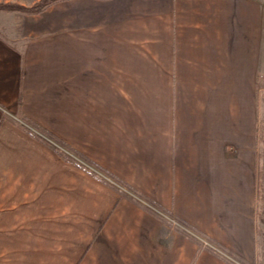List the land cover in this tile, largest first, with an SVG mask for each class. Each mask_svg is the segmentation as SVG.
<instances>
[{"label":"crops","instance_id":"1","mask_svg":"<svg viewBox=\"0 0 264 264\" xmlns=\"http://www.w3.org/2000/svg\"><path fill=\"white\" fill-rule=\"evenodd\" d=\"M54 4L0 23V264H259L264 0Z\"/></svg>","mask_w":264,"mask_h":264},{"label":"built area","instance_id":"2","mask_svg":"<svg viewBox=\"0 0 264 264\" xmlns=\"http://www.w3.org/2000/svg\"><path fill=\"white\" fill-rule=\"evenodd\" d=\"M22 124H23V126H26V124H24V123H22ZM28 128H30V127H28ZM31 130L35 134H37L39 137H41L43 139V141H46L49 144H51L57 150V152L60 153V155L63 156L65 159L70 160V161L80 165L81 167L87 169L88 171L93 173L98 178L103 179L105 181H108V182L118 186V184L115 183V181H113L108 175L104 174L103 172H101L100 170L95 168L92 164H90L89 162H87L83 158L77 156L75 153H73L71 150H69L68 148L64 147L60 143H58L53 138L45 136L43 133H41L40 131H38L36 129H31ZM168 220L172 224H174V225L178 226L179 228H181V230L184 231L186 234H188V236H190V237L196 239L197 241H199L203 245V247L208 248L209 250H211L215 254L219 255L224 260H226L228 263H230V264H244L239 259H237L233 255L228 253L227 251L217 247L216 245H213V244L209 243L206 239H204L203 237L198 236L197 234H195L194 232H192L188 228H186V227H184L182 225H179L175 220L170 219V218H168Z\"/></svg>","mask_w":264,"mask_h":264},{"label":"rangeland","instance_id":"3","mask_svg":"<svg viewBox=\"0 0 264 264\" xmlns=\"http://www.w3.org/2000/svg\"><path fill=\"white\" fill-rule=\"evenodd\" d=\"M44 1L46 0H0V6H6L10 8H14V7L34 8L41 5ZM56 7L54 3L48 6L46 8L47 9L46 15L47 16L54 15L56 11ZM47 16H43V15L37 16V15L27 14L24 12L12 11L11 13H9V15L6 18L4 19L0 18V23L3 21L6 22L9 26L17 28L20 26H24L27 21H29L30 23H33L34 20L46 21V19H48ZM262 198H264V189H263ZM259 225L261 229H264V200L263 202H261V206H260ZM258 240L260 244L259 264H264V233L262 232V230L259 233Z\"/></svg>","mask_w":264,"mask_h":264},{"label":"trees","instance_id":"4","mask_svg":"<svg viewBox=\"0 0 264 264\" xmlns=\"http://www.w3.org/2000/svg\"><path fill=\"white\" fill-rule=\"evenodd\" d=\"M58 1H61V0H46L41 5H39L37 7H34V8H25V7H14V8H10V7H6V6H0V11H7V12L19 11V12H24V13L31 14V15H40L43 12H45V10H46V8L48 6H50L51 4L56 3ZM34 127L37 128V130L40 131L41 133H43L45 136H48V134L45 131H43L42 129H40V128L36 127V126H34ZM28 133L31 134L36 139L43 140L41 137H39L37 134H35L30 129H28ZM48 137H50V136H48ZM57 142L60 143L59 141H57Z\"/></svg>","mask_w":264,"mask_h":264}]
</instances>
